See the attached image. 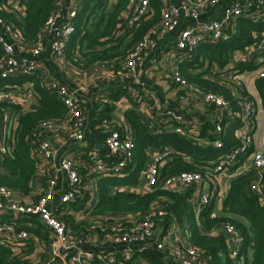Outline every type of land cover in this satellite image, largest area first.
<instances>
[{"label": "trees", "instance_id": "1", "mask_svg": "<svg viewBox=\"0 0 264 264\" xmlns=\"http://www.w3.org/2000/svg\"><path fill=\"white\" fill-rule=\"evenodd\" d=\"M63 2L64 0H0V18L17 34L19 43L35 45L39 42L44 45L48 36L46 21ZM251 3L252 6L247 11H255L258 5L261 22L256 23L255 20L246 17L239 18L234 25L235 33L230 39L210 45L200 44L194 55L183 52L184 56H189L188 62L182 67L185 79L201 92L211 91L223 95L231 106L236 103L233 92L236 89L240 93V87L231 78L224 77L223 69L228 63H233L235 71L233 76L238 72L253 70L255 65L252 61L234 62L232 53L250 44L253 32L264 30V0H252ZM164 4H166L164 0H149V6L138 26L129 28L126 26V19L123 18L120 22L122 18L120 14L128 8L129 0H116L111 9L110 0H83L82 6L80 4L72 19L73 33L66 47L67 55L79 50L85 65L96 61H108L113 72L120 69L124 57L135 42L144 34L152 33L158 25ZM2 60L3 51L0 45V62ZM213 64L217 65L220 72L208 76V69ZM193 68L199 70L193 72ZM22 76H30L29 78L34 81L33 89L39 98L37 104L26 112H20V106L0 103V138L8 126V121L5 124L8 113L13 116L18 114L12 139L9 140V150L0 158V185L10 188L16 194L30 196V202L34 203L38 196L45 193L50 177L48 160L33 158L34 149L41 138L38 136L40 125L43 122L59 123L66 115V108L57 92L47 89L49 81L40 79L35 74ZM6 82L8 78H0V88L4 87ZM255 86L264 109V79L257 78ZM247 99L252 100L250 97ZM81 109L83 110L82 107ZM103 111L107 113L108 107ZM127 118L132 130L134 150L121 175L105 176L96 181L98 196L94 204L88 207L83 204L88 200V191L83 192L84 195L78 202L67 204L73 209H79L80 205H84L82 211L88 214L89 220L83 222L79 229L86 231L96 229L101 235L107 232L113 235L117 233L116 230L127 229L141 221L147 214L153 212L156 205L163 206V215L158 223L163 222L165 226L180 224L182 218L192 211L191 190L177 191L173 189L174 187H162L164 179L184 171H198L205 179H209L217 173H213L215 159L222 155H230L241 144L234 136V130L238 126V120L235 118L228 122L226 119L223 121V124H226L225 132L222 134L210 132L214 129L212 125L208 127L209 131L205 128L199 136L189 138L175 132L153 135L151 127L145 125L136 113H128ZM116 129L121 130L119 127ZM51 134L49 132L47 135ZM216 139L223 142L221 148L213 145ZM199 140L205 145L198 144ZM162 146L171 147L174 153L169 154V160L164 163L156 184L145 191L122 189L135 188L139 183L138 177L147 159V148ZM114 159L109 157L110 161ZM78 169L83 178L90 177L87 165ZM235 182L236 186L232 187L223 200L222 213L225 215L212 217L210 207L202 208L199 215L191 219L188 242L207 259L209 264H235L226 256L227 246L222 229L228 222L243 236L238 261L242 264H264V207L260 204L257 194L250 189L251 183L248 179L240 178ZM117 186L119 188L115 189ZM35 188L38 189L34 192ZM58 216L68 224L67 216L59 214ZM19 230L22 229H14L5 235L7 243L0 244V264H25L28 259H34L30 254L34 249L33 243L28 240V236L18 238ZM249 249L252 250L251 258ZM146 250L145 248L138 254L147 257L151 264H164L153 251Z\"/></svg>", "mask_w": 264, "mask_h": 264}, {"label": "built area", "instance_id": "2", "mask_svg": "<svg viewBox=\"0 0 264 264\" xmlns=\"http://www.w3.org/2000/svg\"><path fill=\"white\" fill-rule=\"evenodd\" d=\"M220 0H180L177 4H164L161 10V18L158 25L152 33L144 34L123 59L122 67L111 73L117 77H131L137 79V69L142 66L145 55L153 51L159 40L167 33L173 31L179 23L180 17L190 18L195 23L192 27L182 29L179 32L176 42V49L185 54H194L196 48L205 42L214 43L226 41L235 33V22L242 17L261 20L259 17V7L256 5L255 11L248 12L247 9L252 6V0H238L227 5L223 9L222 18L202 21L200 14L219 3ZM81 0H74L73 6L64 11L63 3L59 4V9L47 19V41L49 54L55 60H61L66 52V47L73 33L72 19L80 7ZM149 6V0H129L128 11L125 17L126 26L137 27L141 18L146 13ZM0 45L3 51V60L0 62V78L7 79L13 76L34 75L39 67V55L44 49V45L39 42L35 45L24 44L17 41V34L5 24L0 18ZM264 51V31L259 32L254 41L241 50L236 51V59L244 60L252 57L255 53ZM234 57V60H236ZM177 87L190 95H196L205 106L214 108L218 116L224 117L214 125L213 134H222L225 124L223 121L236 118L237 112L232 109L229 101L221 94L204 91L201 92L193 84L188 82L180 73L175 70L171 75ZM257 77L264 79V64L257 70ZM138 80V79H137ZM47 89L55 90L57 95L66 108V115L59 123H42L38 136L40 141L36 145L33 158H43L48 160L50 167V177L47 181V188L44 194L37 197L34 203H23L15 197L16 192L10 188L0 185V211L8 209L14 214L35 215L41 223L49 230L52 236L50 259L44 264H50L60 256L69 257L71 264H147L144 257L138 254L143 247L144 242L152 238L155 234L158 220L163 215V206L156 205L152 213L147 214L141 221L135 225L116 230L113 235V242L122 245V249L117 255L109 253H83L77 242L70 236L67 222L63 221L51 209L52 203L56 200L60 204H71L78 202L83 197V192L88 191L87 204L90 206L97 200V191L95 186L87 189L86 182L78 172L74 162L67 156L59 159L58 164H53L52 160L60 147L66 146L82 138L83 126L87 116L81 109L84 100L77 95L76 89H70L68 86L59 82L49 81ZM81 90L83 88H80ZM23 98L14 90L2 87L0 88V103L15 104L20 103ZM241 103L245 111V120L242 124V130L238 134L240 146L236 147L230 155H222L215 165L213 173L221 171L227 160H234L239 152L244 151L252 142V124L251 117L253 113V102L246 96H241ZM170 122L174 123L173 132L183 134L187 138L194 137L198 130V124L186 122L182 115L175 111L168 114ZM8 121V117L6 118ZM46 131V132H45ZM51 132V135H47ZM59 135V143L53 145L51 137ZM106 154H99L96 151L87 153V166L90 169V177L121 175L127 160L131 158L134 150L133 136L123 130L119 131L114 126L108 131L103 139ZM217 148L223 146L220 139L214 141ZM8 143L3 136L0 141V158L8 152ZM169 152H160L153 155L148 165L141 172L140 177L145 191L157 182L160 174V165L168 157ZM109 157H114L113 161ZM252 165L257 170L264 169V152L257 151L252 155ZM63 174L65 182L62 191L58 185L57 176ZM203 175L198 171H184L171 175L164 179L162 187H189L201 182ZM250 189L258 196L260 204L264 207V183L259 179L250 185ZM58 192V197L56 194ZM213 199L212 191L201 192L194 201L193 215L198 216L201 209L211 204ZM192 202V201H191ZM15 228L12 224L0 222V244H6L5 235L13 232ZM225 243L227 246V255L235 264H242L238 261L239 251L243 244L241 232L232 224L226 222L223 226ZM18 238H26L27 233L19 230ZM170 237H161L154 241V249L158 252L166 251L173 264H209L202 254L189 244L182 243L179 239L169 240ZM25 264H34V259H28Z\"/></svg>", "mask_w": 264, "mask_h": 264}, {"label": "crops", "instance_id": "3", "mask_svg": "<svg viewBox=\"0 0 264 264\" xmlns=\"http://www.w3.org/2000/svg\"><path fill=\"white\" fill-rule=\"evenodd\" d=\"M115 1L116 0H110V9L113 7ZM164 1L166 4H177L180 2V0ZM237 1L238 0H220L218 4L203 11L200 14V20L211 21L221 19L223 9L227 5ZM73 3L74 0H64V11L71 8ZM127 11L128 8L124 9L120 14V17H122L120 22L123 21V18L125 19ZM255 22L259 23L261 20H255ZM194 24L195 23L192 19L180 17L176 28L159 40L153 51L148 52L145 55L142 66H140L136 72L138 80L131 77L113 76L108 61H96L92 64L85 65L83 55L79 50H75L72 55H67L65 52L64 57L61 60H55L49 54V48L47 46L48 42H45L44 49L38 57L39 67L35 72V75L40 79L51 82L56 81L68 86L70 89H76L78 97L85 102L83 104V110L87 116L86 122L83 126L82 138L73 143H69L66 146L60 147L53 158L52 163L58 164L61 157L67 156L74 162L77 169H82L87 164L88 152L96 151L102 155L106 154L103 139L113 126L115 128L119 127V129L121 128L120 131L125 130L132 135V130L130 129V124L127 118L128 113H136L145 125L151 127L150 131L153 130L151 131L153 135H159L163 132H173L174 123L170 122L168 118V114L171 111H175L182 115L186 122L190 123L195 121L198 124V130L195 132V136H199L205 128L209 131L208 127L212 125L214 127L217 121L224 119V117L218 116V113L214 108L205 106L196 95H190L177 87L171 77L172 72L175 70L183 76L182 67L188 62L187 59L189 56H184L185 54L183 52L176 49V42L179 32L182 29L192 27ZM258 35L259 32L252 33V42ZM203 44L210 45L211 43L205 42ZM94 49L96 50L97 47ZM237 50H234L232 53L233 58L235 57V59ZM111 61L113 62V60ZM251 61L255 65L253 70L238 72L235 76H233V74H235L233 63H228L223 70H225L224 77L231 78L240 87V93L237 92L236 89L233 92V97L236 100V103L232 106V109L237 112L235 119L238 120V126L234 130V136L237 138L239 134L238 128L242 126L243 121L245 120V111L240 98L241 96H247L252 99V142L244 151L239 152L234 160H227L221 171L217 172L209 179L204 178L201 182L189 187L173 188L177 191L191 190L190 197L192 201V211L182 218L180 224H168V226H165V223L163 224V222H159L154 236L144 242V248L141 250L143 251L146 248V251H148L150 249L159 256L164 264H173V262L166 251L158 252L154 249V241L161 237H170L169 240H172L174 235V239H179L182 243L189 244L188 235L190 233V222L194 216L193 205L201 192H213L212 202L206 207V209L209 207L211 208L210 213L212 217H221L225 215L222 213L223 200L229 194L232 187L236 186V180L240 178L248 179L249 183H253L260 179L264 183V169L257 170L252 165L253 153L257 151L264 152V109L261 104L258 90L255 86V80L258 78L257 70L261 68L262 64H264V51L261 53H255L248 59H236L234 62ZM197 70L199 69L193 68V72ZM217 71L220 72L217 65L213 64L208 69V76H214ZM29 77H9L8 82L4 84L5 88L14 90L23 98L20 103L11 104L12 106H20V112L30 110L32 106L36 105L38 102L39 96L33 89L34 81ZM80 88L83 89L81 90ZM106 107L109 109L107 113L103 111ZM9 118L14 121V131L16 126L15 121L16 118H18V114L13 116L8 113V119ZM8 122H10V119ZM213 130L211 129L210 132H213ZM13 131L11 133L10 129H8L7 132L5 128L0 141L4 136L8 145H10L9 140L10 138L12 139ZM59 139V135H55L53 138L51 137L52 144L57 145ZM197 143L202 146L205 145L202 140H199ZM160 152H169V154H172L174 153V150L169 146L147 148V159L142 171L148 165L153 155ZM222 157L224 156H219L215 159L216 164ZM167 158L168 157L166 156L165 160L161 163L160 172L164 163L169 160V158ZM213 163L215 162L213 161ZM140 174L138 177L139 183L135 188L122 187V189H133L136 191L144 190ZM103 177L105 176L92 177L90 179H88V177L84 178L86 182L85 187L91 189L92 186L96 185V181ZM56 180L58 181L61 192L65 182L64 175L60 173ZM117 188L119 187H115V189ZM37 189L38 188H35L34 192L37 191ZM15 197L23 203H31L30 196L26 194H16ZM57 197L58 192L55 199H57ZM83 204L85 207L89 206L87 202ZM84 205H80L79 209H73V207H68L67 204H60L55 200L51 205V209L56 215L59 214L68 217L67 231L72 235L71 237L77 242L79 249L83 253H94L97 255L105 252L117 255L118 258L122 245H117L113 242L114 235L108 232L107 234L101 235L96 229H89L88 231L85 229H79L83 222H88L87 220H89L88 214L82 211ZM0 222L12 224L15 228H20L27 233L28 240L34 245V249L30 254L31 256H34L35 264H44L50 259L52 236L37 216L14 214L8 209H4L0 211ZM248 251L249 257L251 258L252 250L249 249ZM136 253H134V255ZM138 255L141 256L140 254ZM226 256L228 257L227 253ZM141 257L146 259L147 264H151L147 257ZM50 264L71 263L69 262V257L60 256Z\"/></svg>", "mask_w": 264, "mask_h": 264}, {"label": "rangeland", "instance_id": "4", "mask_svg": "<svg viewBox=\"0 0 264 264\" xmlns=\"http://www.w3.org/2000/svg\"><path fill=\"white\" fill-rule=\"evenodd\" d=\"M82 3H83V0H81V6H82ZM7 125L8 126L6 128V131L8 132V129H10V132L12 133L13 128H14V121L11 118H10V122H8ZM241 130H242V127H239L238 128L239 133L241 132Z\"/></svg>", "mask_w": 264, "mask_h": 264}]
</instances>
